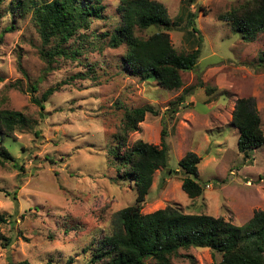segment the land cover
Listing matches in <instances>:
<instances>
[{
	"label": "rangeland",
	"instance_id": "374dc122",
	"mask_svg": "<svg viewBox=\"0 0 264 264\" xmlns=\"http://www.w3.org/2000/svg\"><path fill=\"white\" fill-rule=\"evenodd\" d=\"M52 1L0 5V110L20 112L30 123L12 137L0 134V146L22 167L20 172L11 163L0 165V214L9 221L0 225V264L88 263L92 249L111 234L114 215L136 205V186L120 177L119 163L108 152L125 114L136 108L154 113L128 135L127 145L158 146L164 130L167 149V165L154 173L142 214L170 206L241 227L264 211V144L239 153L231 125L235 101L253 98L264 133V33L244 42L220 20L249 0H150L167 11L175 53L200 50L194 69L180 73L181 87L172 91L130 77L124 45L110 48L120 19L117 0L101 1L100 19L61 44L67 55L55 53L47 68L41 53L55 52L58 39L43 43L33 4ZM157 31L136 35L148 38ZM49 89L54 92L40 109L32 99ZM188 152L200 158L197 182L204 188L194 199L180 188L178 161ZM220 260L207 248H189L170 264Z\"/></svg>",
	"mask_w": 264,
	"mask_h": 264
},
{
	"label": "trees",
	"instance_id": "16d2710c",
	"mask_svg": "<svg viewBox=\"0 0 264 264\" xmlns=\"http://www.w3.org/2000/svg\"><path fill=\"white\" fill-rule=\"evenodd\" d=\"M4 1L0 0V5ZM101 1L53 0L38 7L33 4L43 43L58 39L55 52L41 53L47 68L51 67L55 53L67 55L59 49L61 44L80 29H88L91 20L100 19L103 10ZM117 1L120 19L110 35L109 46L117 48L124 45L126 53L123 65L128 75L149 84L158 83L166 91L179 89L180 73L194 69L200 50L187 54L175 53L166 33L172 24L161 4L150 0ZM220 20L229 22L231 30L239 34L244 42H252L257 35L264 33V0H249L242 7L220 17ZM191 27L194 33L199 34L192 18ZM151 28L158 31L148 38L136 35ZM31 92H35L34 87H31ZM53 92V89H49L40 99L33 98L32 101L43 109L42 103ZM147 113L154 112L148 107L127 112L121 135L114 137L108 151L119 163L120 177L136 186V205L114 215L111 234L91 248L93 252L87 264H170V259L177 256L180 250L189 248H207L220 254L221 260L212 264H264V211H255L247 224L241 227L210 215L184 214L170 206L149 214L141 213L140 204L152 185L154 173L167 165L164 130L161 131L158 146L141 142L127 145L128 135L138 131V124L144 121ZM28 125L30 123L22 113L0 110L1 135L12 137L16 130ZM231 125L238 131L239 153L247 155V152L264 144L261 120L253 98L235 101ZM199 162L200 158L193 152L186 153L178 161V167L184 174L180 188L189 199L200 197L204 190L197 182ZM6 163H11L22 172V167L0 146V165ZM8 222V217L0 214V225Z\"/></svg>",
	"mask_w": 264,
	"mask_h": 264
}]
</instances>
